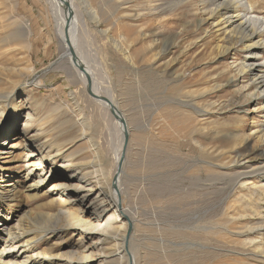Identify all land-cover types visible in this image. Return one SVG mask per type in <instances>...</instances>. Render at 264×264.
<instances>
[{
  "label": "rangeland",
  "instance_id": "rangeland-1",
  "mask_svg": "<svg viewBox=\"0 0 264 264\" xmlns=\"http://www.w3.org/2000/svg\"><path fill=\"white\" fill-rule=\"evenodd\" d=\"M84 1L74 0L82 22L79 52L98 82L111 84L106 92L130 129L121 189L134 219L129 250L136 264H264L259 258L264 231L254 233L264 226V195L241 188L234 181L238 169L226 167L234 160L261 161L264 146L238 143L243 132L262 126V105L241 93V80L232 88L226 77L224 86L215 88L220 81L213 77L226 76L246 53H212L219 40L208 22L200 23L211 0H89L98 14L93 18ZM50 11L47 0H0V93L9 92L10 79H17L12 70L34 71L13 109L9 103L0 109V148L8 152L0 158V217L33 229L59 210L60 205H48L61 192L47 191L58 175H69L63 165L87 157V140L94 133L101 139L109 121L78 74L59 62L62 50ZM209 110L215 114L206 117ZM27 112L34 122L24 135ZM32 145L61 155L55 162H38L37 174L47 179L40 192L28 189L40 180L37 174L30 178L25 167ZM74 232L39 240L37 251L76 252L81 258L91 242ZM99 249H106L105 243Z\"/></svg>",
  "mask_w": 264,
  "mask_h": 264
},
{
  "label": "bare ground",
  "instance_id": "bare-ground-1",
  "mask_svg": "<svg viewBox=\"0 0 264 264\" xmlns=\"http://www.w3.org/2000/svg\"><path fill=\"white\" fill-rule=\"evenodd\" d=\"M87 1L88 3L85 0L84 4L92 9L90 13L93 18L98 14L93 6L89 4V0ZM65 2L69 4L68 9L65 8ZM47 4L54 19L56 36L62 50L59 62L67 64L78 74L76 75L81 78L87 96L105 110L109 121L106 125H102L104 128L103 133H105L103 137L101 136L103 139H100L99 134L94 133L87 140L85 150H87L88 156L82 158L80 162L67 161V164H64L63 167L69 172V175L54 177L56 182L51 185L47 192L50 195L61 192V197L52 198L48 206L51 208L60 205V207L57 213L49 215L44 220L47 223H44V221L39 222L34 225L36 228L33 229L31 226L20 223L14 224L15 221L0 217V243H2V239L4 240L0 248V264H93L95 262H99V264H136V258L129 250L130 241L127 242L130 226L134 227V219L132 220L131 213L122 203L121 189L122 168L128 148L125 142L126 136H130V129L114 98L109 92H106L109 91L108 84L109 86L111 84L107 81L106 84L105 82L100 84L94 70L88 67L79 52L78 33L80 32L79 28L82 27V22L81 19H79V22L77 20L79 15L74 0H47ZM210 4L208 11L204 10L205 18L200 23L208 22L207 24H210L212 28L210 32L215 34L219 40V44L212 50V53H217L222 57L228 56L232 52L246 53L241 62L236 64V61L232 64V67H229L226 76L222 74L213 77L214 80L220 81L215 88L223 87V81L226 77H228L226 83L232 88L237 86V83L241 80L245 83L241 88V93H248L247 97L254 100L257 105L261 102L264 119V0H211ZM71 12L74 14L72 18H70ZM68 20H70V24H67ZM14 40L17 41V39ZM170 47L168 44L165 53L170 50ZM3 53L5 52L3 51ZM3 55L0 53V58ZM12 72L17 79L14 81L10 79L12 87L9 92L0 93V109H5L8 103L11 104L13 109L16 97L20 93L26 92L28 86L31 85L29 78L34 75L31 68L12 70ZM26 98L30 99L28 96ZM29 102H31V99ZM112 109L114 113H112ZM213 114H215L214 110L204 112L206 117L208 115L213 116ZM23 116L26 117L23 134L28 135L32 130L34 115L27 112ZM253 136L254 138H252ZM35 137L37 136H31L30 138ZM240 137L238 143L240 146L245 147L249 143H252L253 148L258 147V144L264 146V122L258 129L252 130L249 134L243 132ZM82 138L87 139L85 135ZM232 138L234 141V137L230 139ZM12 142H15V140H11ZM17 146L8 145L6 148L13 149ZM39 146L41 147V145ZM49 149L52 148L49 147L47 150ZM233 149L236 150L237 147L235 146ZM228 150L225 152H228ZM45 151L44 148H38L34 145H32L31 150L27 149L25 167L30 178H33L39 171L41 164H38V162L43 160L55 162L61 156L60 152L58 155H52L49 152L45 153ZM7 154L6 149L3 150L1 147L0 158ZM230 158L232 157L230 156ZM260 158L262 159L257 164H251V161L242 159L230 161L231 163L226 165L227 168H232L234 165L233 167L238 169L234 181H237L241 188L251 191L252 196L257 191L264 195V149L260 151ZM120 166L122 168L119 171ZM36 176L40 177V180L29 185V191L40 192L44 187L47 179L42 178L40 173ZM254 178L259 182L255 184L252 181ZM6 187H12V185ZM7 191L9 195L13 190ZM72 206L75 207V211ZM230 209L232 208L227 207V210ZM239 219L245 220L242 216ZM69 229L75 230L74 233L78 232L82 240L85 239L91 242L87 247H83L82 252L84 254L81 258L77 257L78 253L76 252H71L67 256H42L38 252L39 250L37 251L39 240L43 241V238L47 236L54 238ZM260 231H264V226L254 231V233ZM73 236H76V234H73ZM101 243H105L106 249H99ZM195 246L202 247L201 244H195ZM22 254L26 257L21 259ZM249 254L246 253V255ZM259 258H264V255L259 256Z\"/></svg>",
  "mask_w": 264,
  "mask_h": 264
},
{
  "label": "water",
  "instance_id": "water-1",
  "mask_svg": "<svg viewBox=\"0 0 264 264\" xmlns=\"http://www.w3.org/2000/svg\"><path fill=\"white\" fill-rule=\"evenodd\" d=\"M65 8L66 9H68L69 8V4L67 3V2H65ZM72 16H74V14L71 12V17L70 18H72ZM67 24H70V20H68L67 21ZM90 84V83H89ZM89 88H90V85H89ZM88 91H89V89H88ZM112 113H114V110L112 109ZM130 139V136H126V142H125V145H126V147L128 146V143H129V140ZM121 166H120V168H119V171L121 170ZM132 225L130 226V231H129V233H128V236H127V242L128 241H130V237H131V234H132V232H133V230H132Z\"/></svg>",
  "mask_w": 264,
  "mask_h": 264
}]
</instances>
